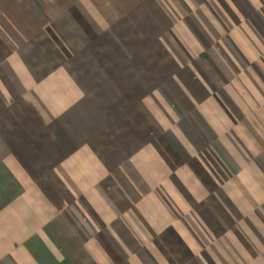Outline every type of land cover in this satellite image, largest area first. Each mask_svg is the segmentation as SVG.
Listing matches in <instances>:
<instances>
[{"label": "crops", "instance_id": "obj_1", "mask_svg": "<svg viewBox=\"0 0 264 264\" xmlns=\"http://www.w3.org/2000/svg\"><path fill=\"white\" fill-rule=\"evenodd\" d=\"M0 264H264V0H0Z\"/></svg>", "mask_w": 264, "mask_h": 264}, {"label": "rangeland", "instance_id": "obj_2", "mask_svg": "<svg viewBox=\"0 0 264 264\" xmlns=\"http://www.w3.org/2000/svg\"><path fill=\"white\" fill-rule=\"evenodd\" d=\"M210 75L212 76L213 75V77L215 78L216 77V71H213L212 69L210 70ZM220 87V89L222 90V89H224V93H225V96L226 97H228V99H229V104L231 105V106H234L233 104H235L234 102H233V100H232V98L230 97V95H228L229 93H228V90H227V85L226 84H222V85H220L219 86ZM227 94V95H226ZM162 103V110H161V112H162V114H166L167 113V110H168V107H167V102H161ZM149 103L148 102H146V105H148ZM227 104V103H226ZM130 106H131V104H130ZM155 110H157V109H154V111ZM130 111H132V110H130ZM146 112H149V111H147L146 110ZM158 111H156V113H157ZM146 117V116H145ZM166 117V116H165ZM164 117V115H161V122L162 123H164V120H166L167 121V117L165 118ZM136 118H134L133 117V115H131L130 114V117H129V120H130V123L132 124V125H134V124H136L137 122H136V120H135ZM145 121H146V123H148V119L147 118H145Z\"/></svg>", "mask_w": 264, "mask_h": 264}]
</instances>
